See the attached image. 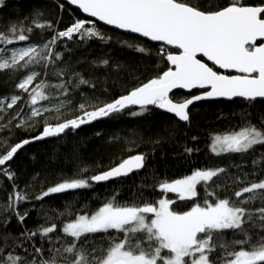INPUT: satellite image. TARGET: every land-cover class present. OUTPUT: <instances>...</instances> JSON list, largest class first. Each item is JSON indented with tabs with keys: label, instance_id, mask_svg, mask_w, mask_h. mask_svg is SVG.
Masks as SVG:
<instances>
[{
	"label": "snow or ice",
	"instance_id": "snow-or-ice-1",
	"mask_svg": "<svg viewBox=\"0 0 264 264\" xmlns=\"http://www.w3.org/2000/svg\"><path fill=\"white\" fill-rule=\"evenodd\" d=\"M66 2L77 5L84 13L107 25L172 46L179 54L166 52L162 47L160 52L166 56L168 66L157 76L111 102L93 107L91 111L86 110L91 101L85 99L78 105L81 115L66 122L46 125L39 135L11 146L0 155V175L9 181L12 188L7 200L0 202V264H264V206L254 209L239 206L254 201L255 194L264 200V179L250 182L235 191V201L228 197L220 198L216 189L221 188V182L213 178L225 173L222 167L196 170L184 178L160 183L161 198L156 201L144 200L141 192L138 201L121 204L116 199L118 193H114L94 213L79 215L71 213L70 206L66 205L65 211L73 218L63 223L61 234L47 248L31 243L33 251L29 252L24 242H32L37 236L48 237L56 231L55 223L46 227L38 225L34 231L26 229L15 238L7 231L13 217L23 228L32 210L21 208L31 200L14 182L15 172L5 167L24 145L59 136L67 129H78L133 106H139V111H130L132 116L149 113L150 106H153L187 122L190 120L189 106L196 101L220 97H240L248 101L264 98V0L251 3L248 0H224L223 3L202 0L197 4L192 0ZM4 5L5 0H0V8ZM58 6L63 8V4ZM41 15L43 13L37 10L28 26L24 21L11 23L6 32H0V71L28 69L15 87L28 94V103L32 106L30 117L42 114V109L34 106L50 99L44 91L50 86L48 83L41 81L31 87L41 73L31 70L30 66L39 64L46 75L48 66L62 59L63 54L54 51L58 40H72L74 35L81 41L105 39L94 26H86L91 25V21L76 20L66 30L56 31L50 21L36 23V18ZM34 27L51 29L53 35L42 44L27 43L26 46L16 47L19 42L29 41ZM135 50L147 54L143 47H135ZM198 54L220 69L235 70L239 74L225 75L214 71L213 67L197 58ZM100 63L105 67L109 64L106 59ZM53 74L61 78V82L51 87L65 97L69 96V87L91 84L79 73L70 74L69 79L64 81L65 69L56 70ZM72 76L78 77L75 84H72ZM91 86L95 87L94 84ZM194 88L208 90L183 102H174L170 96L173 89ZM9 99L10 102L5 105L4 101ZM19 100L21 97L17 95L0 98V113L5 108L11 109ZM69 102L59 101L55 107L59 110ZM47 110V107L43 109ZM18 126L23 127V124ZM256 146H264V118L257 126L245 113L239 130L213 138L211 151L217 156L246 154L255 150ZM185 151L190 154L194 150L185 148ZM252 163L258 166L252 175L264 168L259 161L253 160ZM144 166V154L132 155L102 173L62 181L34 199L43 201L52 194L88 189L93 182L127 176ZM240 179L235 177L237 181ZM243 179H248L247 174ZM210 181L211 184L208 183ZM198 185L206 193L202 203L195 202L199 195ZM2 188L0 182V190ZM168 193L176 194L180 201H193V204L187 211H175L173 204L176 200L167 198L165 194ZM245 194L253 195L245 197ZM241 197L245 198L241 200ZM113 230L116 235L112 234ZM229 230L232 239L225 240L224 233ZM16 248L25 254L16 253Z\"/></svg>",
	"mask_w": 264,
	"mask_h": 264
},
{
	"label": "trees",
	"instance_id": "trees-1",
	"mask_svg": "<svg viewBox=\"0 0 264 264\" xmlns=\"http://www.w3.org/2000/svg\"><path fill=\"white\" fill-rule=\"evenodd\" d=\"M201 2L202 0H192L194 4ZM211 2L223 3L224 0H211ZM248 2H259V0H248ZM60 4H63V8L58 6ZM37 10L43 15L36 18V23L46 24L50 21L56 31L66 30L76 19L91 21L78 9L59 0H5V5L0 8V32H6L11 23L19 24L24 21L25 26H28L33 22ZM91 22V25L86 26H94L105 37L104 40L93 38L81 41L76 36L72 40H58L54 51L62 53V59L50 64L45 70L46 75L41 66L38 68L41 75L34 80L33 86L41 81L50 85L47 94L50 99L43 102L48 110L42 114L30 117L29 96L15 87L24 76V72L19 71L17 74L10 69L0 71V98H10L12 95L22 97L11 109L5 108L4 113H0V155L11 146L39 135L46 125L66 122L81 115L78 105L85 102V99L91 101L86 108L91 111L93 107L111 102L117 96L126 94L132 88L154 78L168 66L166 56L160 52L162 47L166 52L172 54L176 52L162 44L152 43L139 36ZM52 35L51 29L34 27L29 35V41L19 42L16 46L27 43L42 44ZM135 47L145 48L147 54L137 52ZM104 59L109 62L107 67L100 63ZM59 69H65L64 81L69 79L70 74L79 73L95 87L91 84L80 85L78 88L69 87V96H62L57 89L51 87L61 82V78L53 74ZM77 80L78 77L72 76V84ZM203 90L198 89V92ZM172 98L175 101H182L187 99V96L177 91ZM62 100L70 102L57 110L55 105ZM150 108L149 113L132 116L129 114L130 111H139L138 107L133 106L132 109L98 119L75 130L70 129L59 137L30 143L21 149L5 167L15 172L14 182L31 200V203L21 205V208L32 210L29 211L23 228L13 217L7 229L11 236L19 237V234L26 229L34 231L38 225L46 227L55 223L56 231L50 233L48 237L37 236L32 242H24L29 252L33 251L31 243L36 247L44 245L47 248L50 242L55 241L61 234L63 223L73 218L65 211L66 205L70 206L71 213L79 215L94 213L114 193H118L116 199L121 204L138 201L141 192L144 200L156 201L161 198L160 183L184 178L196 170L224 168L225 173L213 178L214 181L221 182V188L216 189V192L220 198L228 197L233 201L236 199L235 191L250 182L264 179V168L257 171L256 175H252L258 167L253 165V160L264 165L262 159L264 146H256L255 150H250L246 154L219 156L210 148L216 135L239 130L245 113L249 115L252 124L260 126V121L264 118V100L248 101L236 98L231 101L217 99L201 102L189 111L190 120L187 122L179 121L161 109L153 106ZM21 123L23 127L18 126ZM185 148H192L194 151L189 154ZM140 153L145 155V166L129 176L103 184L92 183L88 189L52 194L43 201L34 199L42 191L62 181L102 173L122 159ZM245 174L248 176L247 180L243 179ZM237 176L241 177L239 181L235 180ZM0 182L3 185L0 190V202H4L12 188L2 175ZM201 185L197 186L199 195L195 202L198 203H202L206 195L201 190ZM165 195L169 199L176 200L173 209L178 212L187 211L193 204V201H180L173 193ZM249 195L253 194H245V197ZM255 195L254 201L239 206L250 209L264 206V200L260 195ZM245 197L240 199L243 200ZM112 234L116 235L114 230ZM250 234H252L251 230ZM99 235L102 234H97ZM224 238L232 239V232L226 231ZM11 243L10 239L9 244ZM15 251L20 255L25 254L20 248H16Z\"/></svg>",
	"mask_w": 264,
	"mask_h": 264
},
{
	"label": "water",
	"instance_id": "water-1",
	"mask_svg": "<svg viewBox=\"0 0 264 264\" xmlns=\"http://www.w3.org/2000/svg\"><path fill=\"white\" fill-rule=\"evenodd\" d=\"M59 1H62V2H64V3H67V4L70 5L71 7H74V8H76V9H78V10H79V11H80L85 17L89 18V19L92 20L93 22L99 23V24H101V25H103V26L109 27V28L114 29V30H117V31H119V32H125V33H129V34H132V35H135V36H139V37H141L142 39H145V40H147V41H149V42H152V43H159V44H162V45H163V42H154V41H150V40H148L147 38H144V37L140 36L139 34L131 33V32H128V31H125V30H122V29H117V28H116L115 26H113V25H107V24L104 23L103 21H99L97 18L90 17L88 14H86V13H84L82 10H80V9L78 8L77 5H72V4L68 3V2H66V0H59ZM164 46H165V45H164ZM167 47H169V48H171V49H173V50H176V49H174L172 46H167ZM173 54H179V52L176 50V52L173 53ZM197 58H198V59H201L202 62L207 63L210 67H213V66H214L213 63H212L211 61H208L206 57H203L202 54H198V55H197ZM214 67L217 68V69H219V70H221V71H222V74H225V75H237V74H239V73H237L235 70L220 69L219 66H214ZM214 67H213V70L216 71V70L214 69ZM196 89H198V88H194V89H173L172 93H170V96H171V98H172V95H173L175 92H177V91H181V92H183V93L190 94V93H192V92H193L194 90H196ZM201 94H202V93H201ZM198 95H200V94H198ZM190 98H191V97H190ZM236 98H240V97H235V98H232V99H228V98L220 97V98H212V99H205V100H201V101H196V102H194L192 105L189 106L188 112H189L191 109H193L194 107H196V106H197L199 103H201V102L214 101V100H217V99H223V100L231 101V100H234V99H236ZM172 99H173V98H172ZM187 99H188V98H187ZM242 99H244V98H242ZM257 99L264 100V98H257ZM174 102H183V101H175V100H174ZM136 107L139 108V106H136ZM163 111H165V110H163ZM165 112L168 113L167 111H165ZM168 114L174 116V114H171V113H168ZM174 117H175V116H174ZM177 119H178V118H177ZM178 120H179V119H178ZM179 121H180V120H179ZM93 122H95V121H93ZM93 122H92V123H93ZM182 122H184V121H182ZM90 124H91V123H90ZM85 125H87V124H85ZM82 126H84V125H82ZM68 130H70V129L65 130L64 133H66ZM64 133L60 134L59 136L63 135ZM59 136H56V137H59ZM56 137H47V138H44V139H41V140H35V141H33V142H36V141H42V140H47V139L56 138ZM33 142H31V143H33ZM29 144H30V143H29ZM27 145H28V144H27ZM27 145H24L21 149H23V148L26 147ZM21 149H19V150L17 151V153H18ZM17 153H16V154H17ZM16 154H15V156H16ZM15 156H14V157H15ZM14 157H13V158H14ZM12 160H13V159H12ZM12 160H11V161H12ZM8 162H10V161H8ZM140 170H141V169H140ZM138 171H139V170H138ZM134 172H137V171H133L132 173H134ZM132 173H130L129 175H131ZM129 175H127V176H129ZM121 177H126V176H121ZM117 178H120V177H117ZM114 179H116V178H114ZM111 180H113V179H111ZM111 180H108V181H105V182H100V183H94V182H93V183H94V184H103V183L110 182Z\"/></svg>",
	"mask_w": 264,
	"mask_h": 264
},
{
	"label": "rangeland",
	"instance_id": "rangeland-1",
	"mask_svg": "<svg viewBox=\"0 0 264 264\" xmlns=\"http://www.w3.org/2000/svg\"><path fill=\"white\" fill-rule=\"evenodd\" d=\"M23 46H26V45H23ZM23 46H16V47H23ZM39 67H40L39 64H34V65H31V66H30L31 70H34V71H36V72H38V68H39ZM19 71L24 72V75H25L26 72L28 71V69H21V70H18V71H16L17 74H19ZM31 87L34 88L35 85L33 86V84H32ZM48 90H49V88H47V89L44 90L46 95L49 93ZM22 93L24 94V92H22ZM20 97H21V96H20ZM21 98H22V97H21ZM5 101H6V102H5ZM5 101H4V104L6 105L8 102H10V99H9V100H5ZM43 102H44V101H40L37 105L34 106V107H37V108H41V109H42V113L44 112L43 109L45 108V105L43 104ZM194 108H195V107H194ZM30 109H31L30 111H32V106H31ZM3 113H4V111L2 112V114H3ZM210 148H211V146H210Z\"/></svg>",
	"mask_w": 264,
	"mask_h": 264
},
{
	"label": "bare ground",
	"instance_id": "bare-ground-1",
	"mask_svg": "<svg viewBox=\"0 0 264 264\" xmlns=\"http://www.w3.org/2000/svg\"><path fill=\"white\" fill-rule=\"evenodd\" d=\"M208 89H204L203 91H201V92H198V89H196V90H194L192 93H190V94H185L187 97H192V96H195V95H198V94H201V93H203V92H205V91H207Z\"/></svg>",
	"mask_w": 264,
	"mask_h": 264
},
{
	"label": "flooded vegetation",
	"instance_id": "flooded-vegetation-1",
	"mask_svg": "<svg viewBox=\"0 0 264 264\" xmlns=\"http://www.w3.org/2000/svg\"><path fill=\"white\" fill-rule=\"evenodd\" d=\"M214 67V66H213ZM214 69H216V71H219V72H221L222 73V71L221 70H219V69H217V68H215L214 67ZM184 94H186V93H184ZM193 97V96H192ZM187 98H190V97H187ZM183 101V100H182Z\"/></svg>",
	"mask_w": 264,
	"mask_h": 264
},
{
	"label": "clouds",
	"instance_id": "clouds-1",
	"mask_svg": "<svg viewBox=\"0 0 264 264\" xmlns=\"http://www.w3.org/2000/svg\"><path fill=\"white\" fill-rule=\"evenodd\" d=\"M76 20H78V19H76ZM76 20H75V21H76ZM83 20H85V19H83ZM75 21H74V22H75ZM87 21H88V20H87ZM74 22H73V23H74ZM74 37H75V36H74ZM135 107H136V106H135Z\"/></svg>",
	"mask_w": 264,
	"mask_h": 264
},
{
	"label": "built area",
	"instance_id": "built-area-1",
	"mask_svg": "<svg viewBox=\"0 0 264 264\" xmlns=\"http://www.w3.org/2000/svg\"><path fill=\"white\" fill-rule=\"evenodd\" d=\"M85 21H86V20H85ZM72 24H73V23H72ZM72 24H71V25H72ZM71 25H70V26H71ZM74 36H75V35H74ZM65 39H67V38H65Z\"/></svg>",
	"mask_w": 264,
	"mask_h": 264
}]
</instances>
